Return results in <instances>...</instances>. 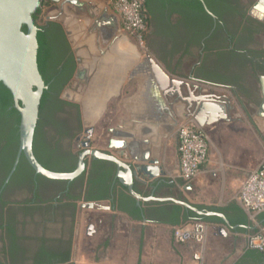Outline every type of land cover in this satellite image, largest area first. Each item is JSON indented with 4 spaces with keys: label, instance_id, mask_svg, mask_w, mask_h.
Wrapping results in <instances>:
<instances>
[{
    "label": "crops",
    "instance_id": "crops-1",
    "mask_svg": "<svg viewBox=\"0 0 264 264\" xmlns=\"http://www.w3.org/2000/svg\"><path fill=\"white\" fill-rule=\"evenodd\" d=\"M123 32L113 47L89 39L80 43L86 45L81 49L71 40L84 72L83 87L75 85L73 95L81 104L85 127L93 129L94 148L125 153L122 159L133 170L147 164L146 159L158 161L163 171L159 177H133L135 190L148 197L141 205L135 198L143 216L133 217L112 199L100 200L102 207H87L83 204L90 200L84 198L0 196V264H264V253L249 246L252 235L264 232V211L250 214L239 199L251 171L264 162V109L252 111L251 104L226 90H211L171 73L184 84L164 90L149 56L166 66ZM211 93L219 99L203 108L199 95ZM184 123L204 130L209 141L208 160L189 182L181 176L178 148V129ZM123 179L116 176V189L125 187L130 194ZM170 198L219 213L203 214L217 217L203 221L208 227L204 242H180L174 235L176 227L197 220L176 225L155 214L154 208L179 204ZM57 206L72 210L43 213V208ZM33 239L56 243L49 248L43 242L31 244ZM59 242H65L63 248Z\"/></svg>",
    "mask_w": 264,
    "mask_h": 264
},
{
    "label": "flooded vegetation",
    "instance_id": "flooded-vegetation-1",
    "mask_svg": "<svg viewBox=\"0 0 264 264\" xmlns=\"http://www.w3.org/2000/svg\"><path fill=\"white\" fill-rule=\"evenodd\" d=\"M46 1L54 3L51 0H43L39 8H43ZM200 1L202 9L184 5L180 12L173 13L171 6L168 5L164 12L154 14L150 22H147L145 48L153 52L172 75L211 90H226L244 103L251 104L252 111L262 107L264 0H226L215 4L218 9L215 12L208 7L205 0ZM88 5L90 6L89 3L85 4V7L88 8ZM57 6L59 7L58 4ZM97 15L98 13L93 17L89 16L90 28L99 31L102 42L109 45L107 47H113L119 35L118 23L109 18L100 26L99 20L101 21L103 15L99 18ZM50 20L54 19L47 16L36 23L39 26ZM130 36L135 43V36L133 34ZM68 38L76 55L74 45L69 36ZM63 65L64 62L60 67L63 68ZM76 77L80 78L77 84ZM83 78V71L78 76L75 72L60 99L56 97L55 91L52 92L53 99L48 102L39 124L37 139L39 154L48 164L55 167L72 168L69 172L78 167L81 153L88 148L87 142L93 147V132L89 140L86 137L88 133L85 131L87 128L81 104L71 92L75 85L83 87ZM260 113L264 114V111ZM94 159L87 156L84 171L73 179L49 178L31 185L22 177L9 183V176L4 179L2 175L0 196L10 199L34 197L44 200L51 198L74 200L75 197L81 195L83 197L90 190V185L85 182L82 174L89 170ZM116 176L117 167L115 178ZM92 191L101 192L103 189L98 184L92 187ZM43 210L44 214H51L53 210L54 213L62 214L71 212L72 207L57 206ZM41 242L49 248L56 243L46 239L30 241L31 244L38 246ZM64 243L59 242L56 245L63 248Z\"/></svg>",
    "mask_w": 264,
    "mask_h": 264
},
{
    "label": "water",
    "instance_id": "water-1",
    "mask_svg": "<svg viewBox=\"0 0 264 264\" xmlns=\"http://www.w3.org/2000/svg\"><path fill=\"white\" fill-rule=\"evenodd\" d=\"M43 0H0V82H2L13 94L14 106L20 112L19 125V150L9 174L8 179L17 169L18 163L22 155H24L35 172L51 179H73L80 175L86 166V157L108 160L116 164L117 175L124 177L123 182L128 186L129 192L133 195L139 205L141 200H146L148 197L141 195L134 188V176L142 175L150 179L159 177L163 173L157 160H150L147 164L137 166L135 170L131 165L122 159L125 153L114 154L108 151H103L91 146L87 142L88 148L85 149L79 159V164L76 170L72 172H59L46 168L37 159L34 152V137L35 130L39 119V111L41 99L46 87L43 76L38 65V30L39 26L36 23L34 14L37 12ZM59 5V13L57 16H48V18L61 22L65 28L66 34L70 37L72 33L71 25L80 22L82 19L88 20L86 11L90 8L89 16H94L99 10L100 5L93 0H88L90 6L85 7V0H51ZM203 1V0H202ZM100 26L104 22L112 18L118 23V30L123 32L120 17L115 10L108 13V9L104 10ZM67 17H66V16ZM72 22V24H71ZM24 25L27 30L23 29ZM71 39V38H70ZM72 40V39H71ZM149 63L153 69L156 79L160 86L166 90L173 91L184 84L180 79L171 76L170 72L163 68L162 64L154 57L149 56ZM78 65L81 60L77 57ZM80 67L77 66L76 76L80 74ZM189 86V84H188ZM190 87V86H189ZM213 94H201L198 101L202 103V107L210 106L209 101L218 100ZM264 109V103L262 104ZM89 140L93 132L92 128L85 130ZM115 143L112 141V146ZM154 198V197H151ZM171 200L181 204L187 211H193L199 215L217 214L218 212L199 208L184 199L170 198ZM87 207H102L104 204L100 200H93L83 204ZM219 214V213H218ZM222 215V214H221ZM223 216V215H222Z\"/></svg>",
    "mask_w": 264,
    "mask_h": 264
},
{
    "label": "trees",
    "instance_id": "trees-1",
    "mask_svg": "<svg viewBox=\"0 0 264 264\" xmlns=\"http://www.w3.org/2000/svg\"><path fill=\"white\" fill-rule=\"evenodd\" d=\"M205 1L208 7L215 12V10H218L215 4L226 0ZM47 3L50 2L47 1ZM168 5L171 6V11L173 13L174 11L180 12L184 5L194 7L195 9H202L200 0H145L143 6L146 21L149 23L154 14L164 12V9H166ZM42 10V8H38L37 13L34 14L36 21H42ZM39 28L37 35L39 42L38 65L46 87L41 99L39 119L35 130L33 144L34 152L37 159L46 168L53 171L69 172L72 168L55 167L48 164L41 157L37 149V139L40 119L45 112L48 102L53 99L54 95L52 92L55 91L56 97L60 99L63 90L73 78L78 63L73 47L61 22L50 20L45 24L39 25ZM23 29L26 31V26H24ZM62 62H64L63 68L60 67ZM20 117V112L14 106L12 92L0 82V176L3 175L4 179L9 176L18 154ZM115 174V163L99 158L92 160L89 170H85L82 174L85 182L90 185V190L83 196L84 199L90 201L112 199L117 203L120 209L128 211L135 218H141L143 216V210L137 205L135 197L129 194L125 187L119 190L116 189L115 181L117 180H115ZM20 177L24 180L34 182L35 184L42 179H49L46 176L36 173L24 155L21 156L17 169L10 177L9 183ZM98 184L103 191H92V187ZM83 197L82 195L78 196V198ZM154 209L156 215H166L176 225L183 223V220H217V217L199 215L191 210L188 212L184 211L185 213H183L184 209L179 204H165Z\"/></svg>",
    "mask_w": 264,
    "mask_h": 264
},
{
    "label": "built area",
    "instance_id": "built-area-1",
    "mask_svg": "<svg viewBox=\"0 0 264 264\" xmlns=\"http://www.w3.org/2000/svg\"><path fill=\"white\" fill-rule=\"evenodd\" d=\"M145 0H110L118 13L122 29L133 34L139 47H146L147 21L144 13ZM181 176L187 181L193 180L209 156V141L206 132L190 123L180 125L178 129ZM239 199L245 209L254 214L264 211V162L252 170L243 183ZM207 224L197 221L192 225L174 229L175 238L180 242H204ZM249 246L264 253V232L251 236ZM195 257L201 256L196 253ZM205 264V263H204Z\"/></svg>",
    "mask_w": 264,
    "mask_h": 264
},
{
    "label": "rangeland",
    "instance_id": "rangeland-1",
    "mask_svg": "<svg viewBox=\"0 0 264 264\" xmlns=\"http://www.w3.org/2000/svg\"><path fill=\"white\" fill-rule=\"evenodd\" d=\"M86 2H89L88 0H85ZM91 1V0H90ZM95 2H97V4L100 5V8L99 10H97L96 12L98 13L97 17L99 18L101 15L104 14V10L106 8V10L108 9V13L111 11V10H114L110 0H93ZM88 4V3H87ZM42 16L43 17H47V16H57L58 13L60 12L59 11V7L57 6V3H53L51 4L50 3H47V1L44 3V6L42 8ZM90 11V8L86 11L87 13V17H89L90 14H88ZM66 16V15H65ZM68 16V15H67ZM66 16V17H67ZM93 17V16H92ZM91 21V18L88 19V21L84 18L82 19L80 22L76 21V23H74V31L72 29V33H71V36L70 38L76 42L77 44V47L79 46L81 49H84L86 48V45L83 43V44H80L81 42H85V40H89V39H101V42L103 41V39L101 38V35L99 33V31H95V30H91L90 26L91 24L89 25V22ZM119 34H123L125 35L124 32H120L118 31ZM103 45H105V42H102ZM135 46L137 45V42L135 40V43H133ZM73 91L75 90V88H72ZM73 91L71 90L72 92V95L74 94ZM67 93V91H66ZM68 94V93H67ZM87 128V127H86ZM260 128L262 129V133L264 132V123H260ZM262 137H264L263 134H261ZM188 196H190L192 199L196 200L195 197H193V194H190L188 193ZM207 232H208V228H207ZM207 239V235H206V238L205 240Z\"/></svg>",
    "mask_w": 264,
    "mask_h": 264
}]
</instances>
